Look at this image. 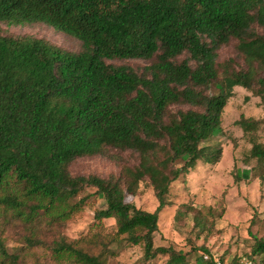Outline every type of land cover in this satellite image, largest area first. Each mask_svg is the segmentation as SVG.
I'll return each instance as SVG.
<instances>
[{
  "label": "trees",
  "instance_id": "obj_1",
  "mask_svg": "<svg viewBox=\"0 0 264 264\" xmlns=\"http://www.w3.org/2000/svg\"><path fill=\"white\" fill-rule=\"evenodd\" d=\"M1 24L46 25L81 50L0 34V264H45L36 251L45 245L40 229L72 222L90 198L83 195L88 188L105 207L86 235L59 236L46 246L50 264H106L123 244L142 246V264L159 256L185 264L187 254L154 247L158 212L172 183L198 161L218 159L208 142L235 87L258 98L264 111V0H0ZM231 42L242 65L218 64V52ZM116 60L150 65L138 72L107 63ZM263 120L234 123L253 139L247 159L258 166L264 144L254 137ZM127 152L137 163L117 176L70 172L78 159L117 163ZM258 171L253 176L264 182ZM144 180L158 202L153 213L125 201ZM104 220H114L111 231ZM193 221L198 234L209 232L202 213ZM16 227L26 235L11 250L6 234ZM251 241L246 259L260 256L264 264V241ZM200 250L204 264L224 263Z\"/></svg>",
  "mask_w": 264,
  "mask_h": 264
},
{
  "label": "rangeland",
  "instance_id": "obj_2",
  "mask_svg": "<svg viewBox=\"0 0 264 264\" xmlns=\"http://www.w3.org/2000/svg\"><path fill=\"white\" fill-rule=\"evenodd\" d=\"M0 34L14 38L29 36L43 40L69 53H78L80 43L63 34L55 32L51 27L38 24L30 26L0 25ZM234 42L220 49L218 64H224L229 59H235L240 65L234 51ZM114 66H128L142 72L150 65L142 60L109 61ZM223 110L221 127L208 142L210 151L219 150L220 155L215 161H198L188 175L172 183L165 200L167 205L158 212V230L154 234V247H170L176 252L187 254L185 264H204L201 247L208 249L213 257L220 258L224 263L233 259H246L252 244L251 236L255 235L264 241V182L256 179L260 169L264 171V162L258 166L254 160L247 159L251 149L250 136L245 137L235 126L240 117L254 120L264 119V111L251 93L241 87L233 89ZM264 121V120H263ZM254 140L264 144V122L256 131ZM214 155V153H213ZM120 161L115 163L103 158H82L76 160L70 167L73 176L94 175L100 178L117 176L121 167L136 165V157L129 152L120 154ZM239 170L240 180L235 181V172ZM83 195L90 198L76 218L66 224H56L53 230L42 227L39 239L44 242L38 250L45 264H50V253L46 246L62 236L68 240L78 239L95 227V211L105 207L104 200L88 188ZM126 203L133 204L137 209L153 213L158 207L153 189L147 180L139 183L134 196L126 195ZM182 214H181V213ZM202 213L206 220L203 234H198L193 227V217ZM106 229L114 228V220L102 222ZM213 227V228H212ZM208 233V238L204 236ZM9 238L8 248L15 249L22 244L21 236L26 231L21 227L12 228L6 234ZM112 256L106 264H142V246L123 244L112 249ZM204 257V256H203ZM260 260V256L255 258ZM166 257H157L147 264H165Z\"/></svg>",
  "mask_w": 264,
  "mask_h": 264
},
{
  "label": "built area",
  "instance_id": "obj_3",
  "mask_svg": "<svg viewBox=\"0 0 264 264\" xmlns=\"http://www.w3.org/2000/svg\"><path fill=\"white\" fill-rule=\"evenodd\" d=\"M215 264H227V263H221V262H216ZM240 264H260L256 260H248V259H243Z\"/></svg>",
  "mask_w": 264,
  "mask_h": 264
}]
</instances>
